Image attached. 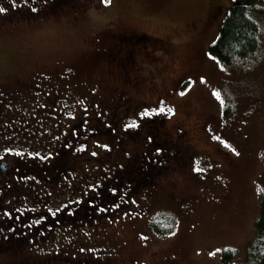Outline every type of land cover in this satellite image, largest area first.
I'll list each match as a JSON object with an SVG mask.
<instances>
[{
    "label": "rangeland",
    "instance_id": "1",
    "mask_svg": "<svg viewBox=\"0 0 264 264\" xmlns=\"http://www.w3.org/2000/svg\"><path fill=\"white\" fill-rule=\"evenodd\" d=\"M233 2L14 0L12 13L5 18L0 13L1 97L15 92L11 96L15 99L20 83L35 82V73L65 70L74 73L82 87L88 83L109 94L103 108L98 104L100 110L94 113L101 120L98 130H91L87 119L80 120L78 127L91 134L88 149L96 155L104 150L111 168L120 167L124 174L114 180L117 188L110 186L112 195L119 194L116 204H130L129 212L117 217L115 228L123 252L140 261L253 264L246 259L245 249L255 231L260 199H264V15L255 16L260 45L253 56L225 65L209 45ZM118 96L129 103L117 109L128 122L131 118L125 112L145 119L160 115V136L148 130L150 121H143L136 132L111 137L114 116L110 110L118 106ZM227 104L230 110L223 113ZM24 114L20 115L24 121L17 124L28 121ZM81 114L87 115L75 105L72 117ZM122 122L118 127H124ZM145 130L149 139L139 138ZM154 138L160 142L154 144ZM166 140L175 142L168 148L174 157L167 152L147 157L142 170L145 152H153L148 145H156L158 152ZM109 141L119 162L109 155ZM47 142L39 137L37 147L30 150L24 140L13 146L31 156L49 148ZM134 150L141 151L139 160L131 158L137 154ZM60 196L65 195L56 190L51 194ZM0 202L4 203L1 197ZM104 206L112 211L111 201ZM168 212L175 218L173 230L158 236L148 221L154 214ZM69 225L74 227L72 222ZM228 248L235 255L225 262L222 251Z\"/></svg>",
    "mask_w": 264,
    "mask_h": 264
},
{
    "label": "flooded vegetation",
    "instance_id": "2",
    "mask_svg": "<svg viewBox=\"0 0 264 264\" xmlns=\"http://www.w3.org/2000/svg\"><path fill=\"white\" fill-rule=\"evenodd\" d=\"M12 2L14 0H0V8L5 9L1 13L2 18L11 12ZM33 75L35 82L22 81L20 95L15 99L11 98L15 92L5 99L0 96V192L4 200V203L0 202V256H4L0 264H149L135 258L132 253L123 252L121 236L115 228L119 214H126L130 207L127 201L116 204L114 200L119 194L112 195L110 190V186L117 188L114 180L121 176L120 167L111 168L108 158L103 157L104 150L99 155L89 150L91 134L78 127L87 119L90 129L98 130L101 120L94 113L98 104L99 108H103L102 104L109 94L92 88L88 83L87 87H82L79 78L70 70ZM118 99L115 101L118 106L110 110L114 116L111 137L127 131L136 132L143 121H150L148 130L151 128L160 136L163 122L160 115L151 114L149 119H145L125 112V116L131 118L128 122L117 111L119 105L124 106L127 98L121 100L118 96ZM75 105H79L87 115L72 117ZM23 109L31 111L24 114ZM22 114L29 116L28 121L19 125L16 122L24 121L20 116ZM74 119L77 121L74 122ZM132 120L141 122L129 129L126 125H130ZM119 121H123V128L118 127ZM12 124L15 125L7 129ZM31 124L32 129L28 131ZM149 136L147 130L143 134L139 132V138ZM39 137L50 143V147L46 146L43 152L30 156L14 149L13 145L18 140H24L25 148L34 149ZM154 142L160 141L154 138ZM165 142L158 152L156 145H148L153 152H145L140 165L142 170L146 167L147 157L151 159L166 152L169 157H174L175 153L170 156L168 148L175 142ZM109 144L110 157L119 162L114 155V143L109 141ZM133 152L137 154L131 158L139 160L137 156L141 151ZM90 159L97 163L93 166L88 162ZM102 163L103 168L100 167ZM120 181L126 182L123 179ZM58 187L63 189L58 190ZM55 190L65 196L51 197ZM110 201L113 205L111 212L108 206H104ZM56 205L59 208L56 209ZM108 218L113 219L112 223ZM162 264L177 263L168 261Z\"/></svg>",
    "mask_w": 264,
    "mask_h": 264
},
{
    "label": "trees",
    "instance_id": "3",
    "mask_svg": "<svg viewBox=\"0 0 264 264\" xmlns=\"http://www.w3.org/2000/svg\"><path fill=\"white\" fill-rule=\"evenodd\" d=\"M261 14L264 15V0H234L228 6L217 38L209 45L211 53L220 62L229 66L251 58L260 45V24L255 16ZM229 110L230 107L227 104L223 113H228ZM0 197H3L2 191ZM174 222V216L168 212L161 213L157 217L154 214L149 219L148 225L153 233L164 236L173 230ZM254 228L255 231L246 245L245 257L253 264H264V199L262 197ZM234 255V250L224 249L222 260L227 262Z\"/></svg>",
    "mask_w": 264,
    "mask_h": 264
},
{
    "label": "snow or ice",
    "instance_id": "4",
    "mask_svg": "<svg viewBox=\"0 0 264 264\" xmlns=\"http://www.w3.org/2000/svg\"><path fill=\"white\" fill-rule=\"evenodd\" d=\"M102 2L103 3H105V4H109L110 2H111V0H102ZM35 11V10H34ZM3 12H5V9L4 8H0V13H3ZM184 93L183 92H181V95H183ZM217 96H219V94H217ZM161 112H163V111H165V109H163V108H161V110H160ZM168 111L169 112H171V109H168ZM147 115V114H146ZM129 127L130 128H134V127H136V125L135 124H131V125H129ZM175 233H173V235H174Z\"/></svg>",
    "mask_w": 264,
    "mask_h": 264
}]
</instances>
